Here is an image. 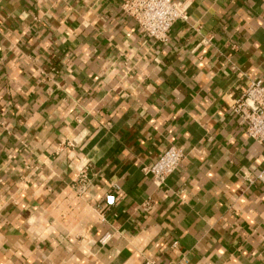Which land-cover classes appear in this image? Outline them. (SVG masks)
<instances>
[{
  "label": "crops",
  "instance_id": "crops-1",
  "mask_svg": "<svg viewBox=\"0 0 264 264\" xmlns=\"http://www.w3.org/2000/svg\"><path fill=\"white\" fill-rule=\"evenodd\" d=\"M123 1L0 0V264H264V145L231 110L264 84V0H183L165 42Z\"/></svg>",
  "mask_w": 264,
  "mask_h": 264
},
{
  "label": "built area",
  "instance_id": "built-area-1",
  "mask_svg": "<svg viewBox=\"0 0 264 264\" xmlns=\"http://www.w3.org/2000/svg\"><path fill=\"white\" fill-rule=\"evenodd\" d=\"M122 11L132 18L142 33L155 41L165 42L170 27L178 20L188 18L187 5L183 0H124ZM231 110L238 117L239 123L245 125L246 133L257 143L264 145V84L262 79H255L248 83L243 92L234 100ZM183 149L177 146L166 147L144 172L157 185H164L167 177L179 166L184 158ZM245 181L252 184L259 181L264 184V167L253 176L246 175ZM90 182L87 168L80 167L73 183L76 191L82 194ZM116 190L118 185H113ZM115 201L113 192L105 196V204L112 205ZM111 238L110 231H106L98 239L101 244ZM176 242H173L175 245ZM145 264H153L146 260Z\"/></svg>",
  "mask_w": 264,
  "mask_h": 264
}]
</instances>
